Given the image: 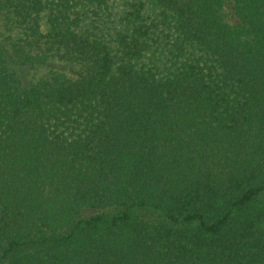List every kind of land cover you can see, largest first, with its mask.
<instances>
[{
	"label": "trees",
	"instance_id": "obj_1",
	"mask_svg": "<svg viewBox=\"0 0 264 264\" xmlns=\"http://www.w3.org/2000/svg\"><path fill=\"white\" fill-rule=\"evenodd\" d=\"M156 4L0 0V264H264V0Z\"/></svg>",
	"mask_w": 264,
	"mask_h": 264
},
{
	"label": "rangeland",
	"instance_id": "obj_2",
	"mask_svg": "<svg viewBox=\"0 0 264 264\" xmlns=\"http://www.w3.org/2000/svg\"><path fill=\"white\" fill-rule=\"evenodd\" d=\"M110 1H111V5L113 8L114 14L119 15V14H122L127 3L137 1V0H110ZM142 1L145 2L146 11L149 15L155 14L157 12L158 7L156 4V0H142ZM226 12H227V10H226ZM44 27H45V25H44ZM45 29L46 28H44V30ZM3 33H4V36H8V34H9L7 31H4ZM56 69L63 71V72L68 71V67L56 66ZM47 71L48 70L46 68H43V67H38L35 69H30V70L26 69L24 76H23L25 84L31 85L32 83H35L42 76L46 75ZM142 213L145 215L148 214L149 216H152L151 213H144V212H142Z\"/></svg>",
	"mask_w": 264,
	"mask_h": 264
}]
</instances>
